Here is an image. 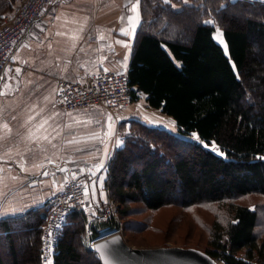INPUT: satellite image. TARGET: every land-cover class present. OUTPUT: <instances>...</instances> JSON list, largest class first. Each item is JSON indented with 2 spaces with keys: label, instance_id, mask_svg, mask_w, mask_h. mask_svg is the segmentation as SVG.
Returning <instances> with one entry per match:
<instances>
[{
  "label": "trees",
  "instance_id": "1",
  "mask_svg": "<svg viewBox=\"0 0 264 264\" xmlns=\"http://www.w3.org/2000/svg\"><path fill=\"white\" fill-rule=\"evenodd\" d=\"M15 1L0 0V18ZM234 9L249 15L227 14ZM141 12L128 82L144 94L149 106L172 116L178 130L131 121L124 145L115 151L103 179L107 200L118 203L121 223L114 219L100 225L106 230L120 225L142 230L150 224L134 217L140 212L154 213L176 204L191 212L199 207L213 217V223L204 226L210 236L205 252L222 264H261L264 1L141 0ZM188 17L194 22L186 28L188 23L180 20ZM209 20L215 23H205ZM217 26L226 48L215 38ZM213 142L219 152L213 150ZM80 177L95 182L90 174ZM98 201L96 194L93 202ZM84 212L78 207L69 214L52 264H81V247L95 264H101L97 253L79 241L85 230ZM199 217L196 222L201 224ZM8 224L0 223V234L16 264L13 228ZM38 225L29 223V231H24L27 264L40 261L38 233L44 227ZM0 264H5L1 245Z\"/></svg>",
  "mask_w": 264,
  "mask_h": 264
},
{
  "label": "crops",
  "instance_id": "2",
  "mask_svg": "<svg viewBox=\"0 0 264 264\" xmlns=\"http://www.w3.org/2000/svg\"><path fill=\"white\" fill-rule=\"evenodd\" d=\"M133 3L136 0H52L54 14H45L34 23L0 73V223L9 222L11 234L25 221L27 226L18 229L29 231V223L35 222L43 228L44 202L68 178L92 175L99 201H108L103 189L105 170L124 145L132 120L171 130L166 123L172 122V116L149 106L135 86L121 114L101 106L67 111L55 105L60 78L88 85L104 69L127 74L139 38L141 0L138 25L121 17L134 15ZM11 11L7 9L0 22ZM133 26L134 35L121 33ZM118 41L129 44L130 51ZM5 123L11 131L3 128ZM117 140L122 143L117 145ZM101 162L103 168H99ZM54 163L65 166L64 171L42 175Z\"/></svg>",
  "mask_w": 264,
  "mask_h": 264
},
{
  "label": "built area",
  "instance_id": "3",
  "mask_svg": "<svg viewBox=\"0 0 264 264\" xmlns=\"http://www.w3.org/2000/svg\"><path fill=\"white\" fill-rule=\"evenodd\" d=\"M51 3L52 0H22L16 10L0 22V73L8 67L12 51L25 40L34 23L45 14H54ZM132 88L127 74L113 69L95 73L88 85L60 78L55 105L67 111L101 106L107 111L121 114L130 104ZM90 182V179L80 176L68 178L45 201L47 217L40 242L41 264H46V258L52 259L69 214L75 208L84 206L90 199ZM100 217L105 218L103 214ZM110 230L120 232L118 228ZM87 236L89 246L92 247L95 239H91L90 230L87 231Z\"/></svg>",
  "mask_w": 264,
  "mask_h": 264
},
{
  "label": "rangeland",
  "instance_id": "4",
  "mask_svg": "<svg viewBox=\"0 0 264 264\" xmlns=\"http://www.w3.org/2000/svg\"><path fill=\"white\" fill-rule=\"evenodd\" d=\"M21 1L18 2V0H16L13 3V6H11V8L9 9L11 10L16 9L21 3ZM173 5L177 9L180 8L177 4H173ZM237 10L238 9L230 10L229 12H227V14L235 15L238 16L239 18H244L245 16L249 15L248 11H246V13L244 14H241L242 12ZM180 21L182 24L188 23L187 24L188 27L186 28H189L191 26V23L194 22L191 18L189 19V17L188 20L187 18L186 19L183 18ZM217 28H219L220 33H222V29L218 26L216 27V29ZM216 29L214 33L215 37H216ZM184 33H186V29H184L183 34ZM221 39H216V40L226 48L223 39V34ZM172 122L166 123V125H168L167 127H170L171 130L173 129V131L177 133L178 125L173 117H172ZM134 166L137 167L138 165L135 164ZM252 198H254L255 200L256 199L262 200V198H260L258 195H254L252 196ZM117 205L118 203L116 202V200L106 201V202L98 201V203H96L95 205L91 194V198L87 201V203H85L84 206L81 207L85 210L84 213L86 214V221H85V230L83 232L82 238H80L79 241L85 246V248L92 250V248H90L88 243L89 241L87 236L88 230H91L92 232L91 238H95L98 235H100L102 232L107 231L105 228H103L100 225V222L111 221V220L114 221L115 219L118 223H121L120 217L118 216L119 214L117 213V208H118ZM136 206H141V204H136ZM195 213L199 214L201 217L197 216ZM101 214H103L105 218H101L100 217ZM134 217L141 222H147V223L149 222L150 226L145 227L142 230L140 229L136 231H133L131 228L124 229L121 225L119 227H114V228L120 229V233L124 241L129 246L136 248L179 246L185 248L194 247L204 251L210 237L204 226L207 223L209 225L213 223L212 215H210L204 209L196 207L195 211L191 212L188 210H184L183 207H179L177 204L176 206H166L154 213L150 211H143L138 213V215ZM198 217L201 224H198L199 222L198 223L196 222V219ZM127 219L129 220V218ZM11 238H12L11 244L14 246V249L17 252L16 264H27L26 261L24 260L25 251H26L25 239L27 238V233H24L22 229L16 228L12 232ZM76 243L79 242L76 241ZM0 245H1V250L4 254V263L15 264L12 261L13 258L10 255L9 248L3 234H0ZM81 248H79L78 250L81 254V264H95V261L91 259L86 253H84L83 252L84 250ZM38 260H40V258ZM39 264H41V261H39ZM219 264H222L221 261L219 262ZM261 264H264V261Z\"/></svg>",
  "mask_w": 264,
  "mask_h": 264
},
{
  "label": "water",
  "instance_id": "5",
  "mask_svg": "<svg viewBox=\"0 0 264 264\" xmlns=\"http://www.w3.org/2000/svg\"><path fill=\"white\" fill-rule=\"evenodd\" d=\"M64 167L55 163L45 172L55 173ZM40 175V174H39ZM37 179V178H36ZM93 185H95L93 187ZM92 192L96 197V184L91 182ZM97 246H104L98 249ZM101 264H219L207 252L194 247L161 246L136 248L129 246L116 230L106 231L95 238L93 247Z\"/></svg>",
  "mask_w": 264,
  "mask_h": 264
},
{
  "label": "snow or ice",
  "instance_id": "6",
  "mask_svg": "<svg viewBox=\"0 0 264 264\" xmlns=\"http://www.w3.org/2000/svg\"><path fill=\"white\" fill-rule=\"evenodd\" d=\"M139 3H140V0H136V3H133L131 5V11L134 13L133 16H128L126 18L125 17H121V19L122 20L127 19V21H128L129 24L138 25L139 22H140ZM205 23L214 24L215 21L209 20V21H205ZM121 33L124 36H128L130 33L134 35V33H135V26H133L130 29H121ZM215 38L216 39H221L222 38V33H220L219 28L216 29V37ZM221 42H222V39H221ZM118 43H123V42L122 41H118ZM123 46L129 48V51H130V45L129 44L123 43ZM125 59H127V57H125ZM17 71H19V69H17ZM105 71H107V69H105ZM0 94H3V93H0ZM30 119H32V118L30 117ZM46 123H47V120H45L42 124H40L39 127L42 128L44 126V124H46ZM3 128L4 129H7L8 131H11V129L8 128L7 123L3 124ZM193 135L195 136V134H193ZM44 138L47 139V137H44ZM197 139H198V137H197ZM116 143H117V145H119L120 143H122V141L117 140ZM212 147H213V150L214 151L219 152V149L215 146L214 142H213ZM219 154L220 155H223V153H219ZM104 155H105V158H107L108 152L105 151ZM103 167H104V164H103V162H101V164L99 165V168H103ZM60 170L61 171H64V169H60ZM44 175H48V173L45 172ZM13 179H15V178H13ZM94 186L95 185H93V187ZM0 214H3V213H0ZM49 235H51V233H49ZM97 247L99 249L100 247H104V246H97ZM46 264H52L51 260H47V258H46ZM105 264H107V261L105 262Z\"/></svg>",
  "mask_w": 264,
  "mask_h": 264
}]
</instances>
